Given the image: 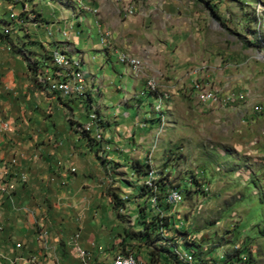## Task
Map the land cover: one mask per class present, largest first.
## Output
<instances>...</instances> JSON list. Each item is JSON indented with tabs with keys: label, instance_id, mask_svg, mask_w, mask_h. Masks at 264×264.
<instances>
[{
	"label": "rangeland",
	"instance_id": "374dc122",
	"mask_svg": "<svg viewBox=\"0 0 264 264\" xmlns=\"http://www.w3.org/2000/svg\"><path fill=\"white\" fill-rule=\"evenodd\" d=\"M8 11L25 20L16 25L20 34L10 30L22 51L21 39L24 48L33 44L23 24L31 21L67 20L62 28L71 31L69 22L75 20L92 41L91 47L85 38L80 44L83 62L95 68L94 103L91 83L74 114L93 113L90 130L105 120L144 117L137 123L146 142L134 155L152 170L136 178L107 163L102 200L110 204L112 194L124 205L116 208L117 218L102 212L97 229L90 223L82 230H94L96 243L98 230L109 233L97 263L121 247L143 264L152 246L122 233L139 230L142 219L156 215L169 222L159 231L175 243L170 249L176 257L196 259L198 251L202 264H218L212 259L218 262L221 254L241 248L253 264H264V0H0V25ZM54 44L71 49L67 42ZM121 56L138 58L139 66L121 63ZM148 80L154 90L147 89ZM208 88L213 102L200 104ZM128 105L133 107L127 110ZM161 178L167 190L180 192L179 201L166 206L158 202L159 192L153 194L156 189L143 194L140 186Z\"/></svg>",
	"mask_w": 264,
	"mask_h": 264
},
{
	"label": "crops",
	"instance_id": "0c3cea01",
	"mask_svg": "<svg viewBox=\"0 0 264 264\" xmlns=\"http://www.w3.org/2000/svg\"><path fill=\"white\" fill-rule=\"evenodd\" d=\"M4 17L1 18L5 24L0 25V116L7 127L0 120V264H73L88 254L89 262L99 264L95 257L109 240V233L98 230L101 240L96 243L94 230H82L90 223L97 229L102 212H107L110 219L117 218L116 208L101 196L109 173L107 163L118 164L132 173L128 162L143 161L134 154L146 142L147 134L137 123L144 117L134 115L124 121L118 118L115 124L102 121L103 127L95 126L86 133L88 140L80 131L87 114L82 110L83 116L76 118L75 113L78 98H84L92 85L90 100L94 103L96 84L91 81L96 77L95 68L83 62L84 46L80 43L88 38L79 29L80 24L75 20L69 22L70 31L62 28L67 20L42 25L33 21L23 23L25 35L33 44L31 49L26 44L24 48L21 39L22 51L17 45L18 37L10 30L20 34L16 25L25 20H16L10 11ZM4 27L8 28L5 32L1 30ZM51 40L67 42L71 49ZM52 46L82 62L72 70L74 76H80L78 81L66 79L70 80L69 94L58 87L57 92L46 90L49 79H43L42 66L43 59L49 62L50 52L46 51ZM25 51L32 56L28 57ZM43 51L45 56L41 57ZM27 63L33 64V69ZM63 69L52 66L58 81L61 74H66ZM130 107L133 106L128 105L127 110ZM96 132L100 139L94 138ZM75 244L81 248L74 251ZM129 252L128 248H117L102 264L119 253Z\"/></svg>",
	"mask_w": 264,
	"mask_h": 264
},
{
	"label": "trees",
	"instance_id": "16d2710c",
	"mask_svg": "<svg viewBox=\"0 0 264 264\" xmlns=\"http://www.w3.org/2000/svg\"><path fill=\"white\" fill-rule=\"evenodd\" d=\"M0 36H2L1 33H0ZM32 66H33V64L27 63V67L29 69H33ZM80 131H82V134L89 140V137L86 134L89 131L82 130V125H80ZM127 166L132 171V173L134 175H136L137 177L147 175L152 170L151 166L148 163L142 162L138 159L130 160L128 162ZM149 186L150 185H142V186H140V189L143 192V194H146V191L148 189L158 190V192H159V198H158L159 201L158 202L159 203L161 202V200H165L167 198V196H169L168 191H170V190H167L168 187H167V183H166V178H161V179H158L155 181H151L152 187H149ZM155 193H156V191L153 194H155ZM164 194H166V197L164 196ZM109 196L111 199L110 200L111 205L114 208H118L119 206L124 205V203L121 201V199L119 197H117L116 195L110 194ZM173 201L177 202L175 200H173ZM157 206H159V204ZM144 219H142V221H141V226H140L139 230H137L135 232L123 231V233H122V235H124L125 237H129L131 239H136V240L141 241L143 243V245H145L147 247L152 246L151 249L147 250L145 260L142 261L143 264H173L175 262L177 264H183L184 261L181 259H178L179 258L178 255L176 257L175 254L171 253L170 248L173 245H175V243L171 242L172 239L167 238V237H162L160 235L159 230L161 228H163V230L161 231L162 233H164V231H165L164 228L166 230L168 229L169 222H167L168 221L167 218L166 217L161 218L159 216L152 215V217L150 218L152 220L145 221ZM162 238L164 241L168 242V245L165 247L164 246L160 247V244L159 245L155 244L156 241H158ZM122 250H124V249H122ZM163 252H164V254H163ZM197 253H198V251H197ZM197 253L195 254L196 262L194 264H202L201 263L202 259L197 257ZM172 255H174V258ZM242 257H243V259H242ZM173 259H174V262L171 263V260H173ZM252 259L253 258L249 254L248 251L245 252L241 248H236V249H232L230 251L225 252L223 255L221 254V260L220 261L217 262L216 258H213L212 260L218 264H253Z\"/></svg>",
	"mask_w": 264,
	"mask_h": 264
},
{
	"label": "built area",
	"instance_id": "2783aa9c",
	"mask_svg": "<svg viewBox=\"0 0 264 264\" xmlns=\"http://www.w3.org/2000/svg\"><path fill=\"white\" fill-rule=\"evenodd\" d=\"M47 52H50V55H53V62H46V59H43V66H42L43 79H49V88H46V90H48L50 92H57V87H64V85L60 84L58 82V80L55 78V76L52 74V65L66 64V65H68V67H70L69 66V60L67 62H59L56 50L54 49L53 46ZM119 59H120L121 63H126L128 65H131V62L123 59L122 57H120ZM145 83H147V82H145ZM196 87L197 86H195V88ZM210 89L211 88L207 89V96L202 98V100L199 102L200 104H202L205 100H211L213 98L210 96ZM72 98H74L73 95H72ZM0 120H3L4 124L7 127L6 121L1 116H0ZM84 123H85V129L88 130L89 114L87 116V120ZM97 139H100V137H97ZM150 184H151V181H150ZM175 197H177L176 193L174 191H169V196H167V199L161 200V201L165 205H167L169 202L174 200ZM77 248H81V247H79L75 244L74 245V251ZM89 255L90 254H88V257H82L81 259H76V262L73 264H93L92 262H89ZM99 264H101V263H99ZM110 264H140V258L134 257V254L132 252V253H127L120 261H114L113 263H110Z\"/></svg>",
	"mask_w": 264,
	"mask_h": 264
},
{
	"label": "bare ground",
	"instance_id": "6f19581e",
	"mask_svg": "<svg viewBox=\"0 0 264 264\" xmlns=\"http://www.w3.org/2000/svg\"><path fill=\"white\" fill-rule=\"evenodd\" d=\"M55 50H56V53H57V56H58V59H59V62H67L68 60H69V66L70 67H68V65H66V64H57V65H52L53 67H60V68H64L63 70L66 72V74L63 76V74H61V76H60V78H59V83L60 84H62V85H64V87H58V89L60 90V91H62V92H64L65 94H69L70 93V91H71V85L69 84V82L68 81H70V80H72V79H74L75 81H78V78H80V76H78V75H76V76H74L73 75V73H72V70L74 69V68H78L80 65H81V60L80 59H71L70 57H69V55L67 54V53H65V52H63L62 50H60L59 48H54ZM123 59H125V60H127V61H129V62H131V64L132 65H139V59H137V58H134V57H126V56H121ZM47 62V61H46ZM49 62H53V55H50L49 54ZM53 74V73H52ZM54 75V74H53ZM55 76V75H54ZM73 77H76V79L75 78H73ZM56 78V77H55ZM68 78H71L70 80H66V79H68ZM57 79V78H56ZM71 83V82H70ZM148 83V82H147ZM86 86H87V84H86ZM150 91L151 90H154L155 88H154V82L153 81H149V83H148V87H147ZM197 88V87H196ZM210 96L212 97V89H210ZM212 99H214V97L212 98ZM206 101V100H205ZM204 101V102H205ZM90 117H91V120H94L93 118L95 117V115L93 114V115H91L90 116V113H89V125H88V130H86L85 128H83L84 130H86V131H90V127H91V124H90ZM94 124V123H93ZM3 126L6 128V125L5 124H3ZM90 126V127H89ZM98 134V133H97ZM150 173V172H149ZM151 185V184H150ZM170 191H174L175 193H176V195H177V197H175L174 198V200L175 201H179V199L181 198V194H180V192L178 191V190H176V189H170ZM158 192V190L156 191V193ZM169 192V191H168ZM157 199V197L156 196H154L153 197V200H156ZM173 201V200H172ZM170 203V202H169ZM168 203V204H169ZM167 204V205H168ZM166 205V206H167ZM129 253H132V252H129ZM134 254V253H133ZM178 255L179 256H181L182 254H180V253H178ZM178 256V257H179ZM124 256H120V257H118V258H116V259H114V261H120L122 258H123ZM134 257H135V255H134ZM184 257V259L183 258H178V259H181V260H183L184 261V263L185 264H194L195 262H196V259L194 258V255H191V256H189V257H185V256H183ZM138 258H140V257H138ZM114 261H111V262H109V263H104V264H110V263H113ZM101 264H102V262H101ZM173 264H177L176 262L175 263H173Z\"/></svg>",
	"mask_w": 264,
	"mask_h": 264
}]
</instances>
